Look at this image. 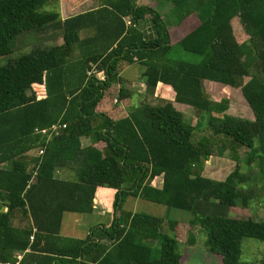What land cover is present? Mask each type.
Listing matches in <instances>:
<instances>
[{"label": "trees", "instance_id": "obj_1", "mask_svg": "<svg viewBox=\"0 0 264 264\" xmlns=\"http://www.w3.org/2000/svg\"><path fill=\"white\" fill-rule=\"evenodd\" d=\"M137 1L98 0L96 9L61 20L59 0H0V58L21 33L60 39L51 46L39 40L0 65V263L21 255L20 264H182L178 240L187 235L192 244L198 227L219 264H264V255L239 262L242 239L264 242V223L245 214L251 190L238 157L245 150L264 180V0H168L186 28L176 41L161 15ZM173 42L200 62L168 58ZM121 63L142 68L146 92L161 84L175 103L207 113L209 135L193 144L194 127L170 102L125 116L119 104L132 94L112 88ZM205 87L237 91L251 118L224 114L228 101L212 102ZM57 124L66 125L58 135L37 134ZM82 137L92 144L82 147ZM226 151L234 163L228 175L203 176V161L223 160ZM58 169L72 178L57 179ZM99 187L115 190L109 226L91 228L84 239L60 236L62 215L92 213ZM129 197L182 212L189 222L128 212Z\"/></svg>", "mask_w": 264, "mask_h": 264}, {"label": "rangeland", "instance_id": "obj_2", "mask_svg": "<svg viewBox=\"0 0 264 264\" xmlns=\"http://www.w3.org/2000/svg\"><path fill=\"white\" fill-rule=\"evenodd\" d=\"M159 1H163V0H157V2ZM43 9L46 11H50L53 9V7L51 6V4H49L45 6ZM161 17L164 18V22L166 23L171 34L173 35L174 37L173 40L175 41L178 40L182 36L184 31L186 32V28L184 29V26H183L184 24L181 25L179 23V21L177 20L176 14L173 12V10L171 11L165 8V11L163 12V15ZM188 19L189 20L192 19L195 21V16L192 15ZM57 36L58 34H55V37ZM39 40L45 41L44 44L46 46H51V45L56 44V41L58 40V38L54 39L55 42L49 43L50 41H46L43 37H37L36 35H34L33 32L21 33L17 35L12 42V45H11L12 53L6 57L0 58V65H5L8 62L12 63L16 59H18L21 55L29 53L32 47L40 43ZM75 57H76V53L74 52L73 59H75ZM168 58L186 62V63H191V64H197L201 60L200 56L184 52L179 47V45H177L175 42H173L172 44V48L170 50ZM253 73H254V69L251 70V74ZM205 90H206L208 98L212 102L222 103L223 99H226L228 101V109L227 111L224 112V114L228 113L230 115L241 117V118H246V119L251 118L250 109L245 103H242V99L238 97L237 91L232 92L230 90H226L223 87L222 88L205 87ZM115 94H117L116 91H115ZM168 96L171 98H169ZM159 98H162V99L161 100L156 99L158 101L154 103L155 105H161L163 103L165 104L166 101L172 99V95L169 91L164 90L159 95ZM139 99L141 98L138 95H134L132 97L131 102H132V110L135 111L137 117L140 118L143 116V113H142V110L139 109V105H138ZM150 99L153 100L152 98ZM229 102L231 104H229ZM174 105H176V110L182 113L184 121L194 127V136H192V139H191L193 144L194 143L197 144L200 141V139L204 137L205 134L209 135L207 132L206 133L204 132V130L207 128V119L209 117L207 113L198 114L197 111L185 105H180L176 103ZM210 138L212 139V136H210ZM215 140L216 139H214L213 142L217 144L218 141L215 142ZM217 145H220V142ZM35 154L36 152L33 151L29 153L28 156H32V155L34 156ZM223 157L225 158L223 159L224 162L227 164L225 166V168L226 167L227 168L225 169V172L223 174L225 175L228 173L229 170L233 169L234 163L231 160L230 151H226ZM238 157H239L240 173L244 174L245 176L249 178L247 185H245V189L251 190V199L249 201L248 210L245 212V214L256 222L264 223V188H263L264 180L258 174V168L255 162L251 163L250 165L246 163V151L245 150L239 151ZM209 161L211 164L212 161L210 158L209 160L203 161L201 165L202 168H206L208 166L207 163ZM218 162L222 164V160ZM67 172L66 174L72 177V174L67 173ZM225 177L226 175L223 177V179ZM232 213L235 214L236 212L232 211ZM179 216L180 215H178L177 213H171V214L168 213L166 218L167 219L169 218L178 219ZM228 216L233 217L231 213H228ZM191 235L194 239V244L192 247H190L191 245L188 243L187 235H185L182 240H178L179 252L185 255V259H186L185 263L186 264H219V261H217L219 257L212 255L206 251V248L204 246V242L206 238L205 234L198 227H194L192 229ZM157 255H158L157 249H154L151 255L152 259L156 258ZM263 255H264V242L256 241L251 238H244L241 240L239 262L256 263L262 259Z\"/></svg>", "mask_w": 264, "mask_h": 264}, {"label": "crops", "instance_id": "obj_3", "mask_svg": "<svg viewBox=\"0 0 264 264\" xmlns=\"http://www.w3.org/2000/svg\"><path fill=\"white\" fill-rule=\"evenodd\" d=\"M137 4L139 6L151 7L155 9L161 16L163 15L165 8L171 11L173 10L172 5L168 0H163L159 2H157V0H138ZM97 7H98V0H59L58 12L60 14L61 20H65V19L77 16L79 14L92 11L96 9ZM162 19L164 21L163 17ZM143 32L148 37H151L153 35L154 32H153L151 23L146 22L144 24ZM59 40L60 39L56 41V44H59ZM49 43H53V42H49ZM119 67L120 69L118 70L119 72L118 77L120 80L117 83H115L112 86V88L119 90V88L123 87L132 94L131 98L128 100L127 105L123 106L119 104V107L120 109L124 111L122 113L125 116H128V115L137 116L135 111L132 110L131 101L134 95H138L141 98L138 101V105L140 109L142 108L144 104L155 105L154 103L158 101L156 99H159V100L162 99V98H159V95L164 90L169 91L167 88L159 84L155 90L148 93L146 92L145 85L140 77L141 72H142L141 67H139L137 64L124 65V63H121ZM97 76L100 79L103 78L102 74H98ZM150 98H152L153 100H151ZM166 102H170L173 105V107L176 109V105H174L175 102L172 99ZM112 104L113 105L117 104L116 99L113 100ZM229 104L231 103L229 102ZM98 109L99 110L102 109L101 111L106 110L104 108H98ZM80 143L82 147H87L90 144H92V139L91 137H82L80 139ZM212 158H210L212 163L210 164V161H209L208 162L209 164L207 163L208 166L206 168H203L202 175L205 177L211 178V179L223 180V177L225 175L227 176L229 173L228 171L227 174L223 175L225 172V169L227 168V167L225 168L227 164L224 162V160H222V164H220V162L218 161H221V160H219L218 158H214V157ZM67 171L68 170H65V169L64 170L58 169L55 173V177L59 180H67V179L69 180L72 177L66 174ZM67 173H70V172L68 171ZM154 183L159 185L160 182L157 179ZM114 195H115L114 189L99 187L96 189V192H95V199L93 201L94 209L92 213L90 214L64 213L62 215V220H61L60 229H59L60 236L68 237V238H75V239H84L87 236L91 228L97 225H104L108 227L112 221V203L114 200ZM124 209L131 213L142 212V213H145V214H148L154 217H159V218H166L168 213L169 214L177 213L178 215H180L178 219H173V218L172 219L169 218V219L180 222V223L189 222V217L182 212H176L174 210H166V208L164 207L157 206L155 204H150V203H147L137 198H131V197L127 198L126 202L124 203ZM4 211H6V208L4 209ZM16 216L18 215L15 214L13 216L14 225L18 223V221L16 220ZM193 244H194V239H193V243L190 244L191 245L190 247H192ZM182 256H183L182 264H186L185 255L182 254Z\"/></svg>", "mask_w": 264, "mask_h": 264}, {"label": "built area", "instance_id": "obj_4", "mask_svg": "<svg viewBox=\"0 0 264 264\" xmlns=\"http://www.w3.org/2000/svg\"><path fill=\"white\" fill-rule=\"evenodd\" d=\"M66 125H53L47 130H42V131H37V134H40L41 136H45L46 138L51 137L52 135H58L61 130L65 129ZM43 151L40 150L38 155H42ZM22 256L21 255H16L15 256V261L14 262H4L0 264H20Z\"/></svg>", "mask_w": 264, "mask_h": 264}]
</instances>
